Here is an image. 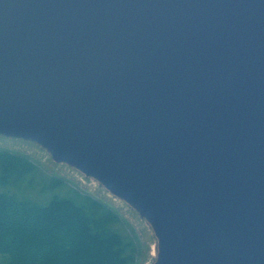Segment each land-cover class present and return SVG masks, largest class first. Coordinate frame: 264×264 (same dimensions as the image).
Segmentation results:
<instances>
[{"label":"water","instance_id":"obj_1","mask_svg":"<svg viewBox=\"0 0 264 264\" xmlns=\"http://www.w3.org/2000/svg\"><path fill=\"white\" fill-rule=\"evenodd\" d=\"M0 135L139 213L151 264H264V0H0Z\"/></svg>","mask_w":264,"mask_h":264},{"label":"trees","instance_id":"obj_2","mask_svg":"<svg viewBox=\"0 0 264 264\" xmlns=\"http://www.w3.org/2000/svg\"><path fill=\"white\" fill-rule=\"evenodd\" d=\"M35 167L0 151V187L31 183ZM119 219L77 192L37 203L0 189V264H136L135 247Z\"/></svg>","mask_w":264,"mask_h":264},{"label":"rangeland","instance_id":"obj_3","mask_svg":"<svg viewBox=\"0 0 264 264\" xmlns=\"http://www.w3.org/2000/svg\"><path fill=\"white\" fill-rule=\"evenodd\" d=\"M0 151L24 156L35 167L34 175L28 176L31 183L8 184L2 191L16 193L20 197L43 203L53 194L65 195L77 192L108 207L119 219L118 229L135 247L136 264H151L154 261L156 236L151 225L130 209L120 198L100 186L91 178L84 177L78 169L64 163L54 162L52 154L39 144L11 139L0 135Z\"/></svg>","mask_w":264,"mask_h":264}]
</instances>
